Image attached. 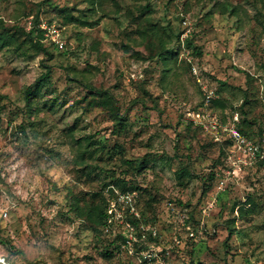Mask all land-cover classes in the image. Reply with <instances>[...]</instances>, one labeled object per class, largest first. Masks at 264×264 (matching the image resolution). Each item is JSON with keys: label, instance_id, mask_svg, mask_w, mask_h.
<instances>
[{"label": "rangeland", "instance_id": "rangeland-1", "mask_svg": "<svg viewBox=\"0 0 264 264\" xmlns=\"http://www.w3.org/2000/svg\"><path fill=\"white\" fill-rule=\"evenodd\" d=\"M147 17L182 41L193 38L202 54L182 44L166 72L158 44L138 31ZM1 34L14 36L10 45L0 41V254L7 262L147 264L141 237L123 247L131 232L120 220L100 232L87 217L93 208L109 214L117 202L128 218L134 205L143 219L155 197L161 221L148 226L170 248L172 264H264V168L245 169L224 189L205 186L223 153L186 115L212 93L228 113L248 111L253 129L264 127V0H0ZM78 139L107 146L80 163ZM115 144L122 148L108 152ZM112 171L144 192L120 200L125 191ZM212 195L206 228L194 222L189 236L169 202L181 208L182 201L202 219L199 207ZM249 195L256 209L241 216ZM113 239L121 247L107 258Z\"/></svg>", "mask_w": 264, "mask_h": 264}, {"label": "trees", "instance_id": "trees-1", "mask_svg": "<svg viewBox=\"0 0 264 264\" xmlns=\"http://www.w3.org/2000/svg\"><path fill=\"white\" fill-rule=\"evenodd\" d=\"M91 3H94L95 0H90ZM116 4H118V2L116 1ZM143 13L144 15L150 13L152 11V7L150 2L148 1V3H146L145 5H143ZM235 12V9L234 11ZM141 27L138 28V31L140 33H142L143 35H146V37H148L150 39V41L155 42L156 44H158V49L156 51V56H158V60L162 61L165 64V71H169L171 69L172 66V62L174 60L177 59L178 57V53H179V48L180 46L186 45V47L188 48H192L194 49L193 52H195L194 54L196 55H201L202 54V50L200 46L194 45L193 43V38L191 37H186L183 41L180 39V35H178L177 37H174L169 31L168 29H166V27L164 25L158 24L154 21H152V19H149L148 17L146 18V22H142L141 23ZM46 29H40V31L42 33L45 32ZM14 40V36L13 35H0V41H1V45L2 46H6V45H10L11 42ZM178 40L179 43H177L176 41ZM49 76V72L45 73L38 81L36 84L33 85V87H29L26 93L27 98L30 97V95L32 94L33 96L35 94L39 93V89L41 88V86L44 84V82H47L49 80L48 78ZM108 98V97H106ZM104 99L103 101H101L103 104L104 103H108L110 102V98L109 99ZM93 101H89V103H91ZM194 109H202L204 108V104H200L197 105L195 107H193ZM209 110L212 111V113L216 116V118L220 121V122H230L232 120V117L236 114L235 113H228L227 111H225V104L224 101H222L220 98H215L211 101V103L208 106ZM242 111H243V107ZM238 113V112H237ZM248 111H243V117L240 118V124L239 127L240 129L247 134L249 137H253V138H257L261 135L264 127L262 128H258V129H253L252 125L254 123V119L250 120V118L248 117ZM239 114V113H238ZM186 115L188 117L189 122L194 125L195 127H200L196 124H194L192 118L190 117L189 114H187L186 111ZM240 117V116H239ZM118 124L120 125V128L125 127L123 124V120L122 118L119 119ZM249 126V127H248ZM73 128L70 127L69 131L71 132ZM208 141H210V144H215L218 145L220 147V149L222 150L223 156L221 158L220 161H218L219 163L215 164L214 166H212L209 170V174H208V180L207 182L205 181V186L206 184H212V182L216 181L218 183V177L216 175V171L217 168L219 166H222L223 168H226L228 166H230L229 161L227 160V155L229 152V149L231 147L232 141L230 138H222L219 141H215L210 135H207ZM86 141H82L81 139H78V159L80 163H84L87 161V158H91L94 156V154H96L98 151L104 150L106 148L107 145H105V143L100 140V139H92V140H88L85 139ZM115 148H122L121 145H114V147L112 149H109L108 152L110 151H115ZM125 162L131 164L132 162L128 159H123ZM145 167L144 164L141 165V167L139 168H143ZM263 169L264 168V162L261 161H257L253 166L247 168L249 169V171H257L259 169ZM138 169V168H136ZM110 177L113 178V183L115 186H118V189H120L121 191H133V190H142L141 187L138 185V183L133 180V179H129L127 176H116L115 175V171H112V174L110 175ZM109 183H104L105 186H108ZM111 193L114 192V189L110 188ZM144 192V191H143ZM155 200V197H150V199H147L146 203L148 205V209H149V213L148 215L144 214L143 219H138L136 217H131L130 220L132 221V223L134 225H136L138 227V229H140V224L144 223L146 225H158V223L161 221V210L158 209V207H153V205H151L152 201ZM176 202V201H175ZM179 204V206H181V208L186 209L189 205H186L184 203H182V201H177ZM202 201H199L198 204H201ZM203 205V203L201 204ZM201 205L199 207V211H201ZM184 206V207H183ZM256 202L254 201V199L251 197V195H249L247 197V200L245 201L244 205H241L238 207V214H240L241 216L244 215H248L250 213H252L255 209H256ZM75 207V206H74ZM78 207L80 210L81 208L79 206ZM75 207V209H76ZM189 212V222H196L198 225L200 224V219H195L194 217V209L192 208ZM108 214L105 208H101V209H91L89 211V216L87 217L88 220H90L92 222L93 227L97 230L100 229V232H104L106 226L108 225V220H107ZM169 217H172L169 214ZM206 224V223H205ZM203 227L206 228V225H204ZM215 232V231H214ZM141 232L138 231V234H140ZM107 234H110L107 233ZM111 235V234H110ZM123 240L125 239V235H122ZM122 240V241H123ZM108 247L105 248V250L103 251V255L107 258H111L114 256V250L115 249H119L120 250V245L116 244L114 239L108 241L107 243ZM138 264V263H137ZM188 264H206L202 261H192ZM207 264H213V263H207Z\"/></svg>", "mask_w": 264, "mask_h": 264}, {"label": "built area", "instance_id": "built-area-1", "mask_svg": "<svg viewBox=\"0 0 264 264\" xmlns=\"http://www.w3.org/2000/svg\"><path fill=\"white\" fill-rule=\"evenodd\" d=\"M51 30V29H49ZM53 31H56L54 28ZM55 40L57 38L54 37ZM215 95L212 93L207 94V98L202 109L189 110L188 114L192 118L193 122L198 125H202L207 134H209L215 141H219L222 138H230L232 141L229 149L227 160L230 166L223 168L219 166L216 171L218 177L219 187L224 189L225 186L232 181L239 179L243 171L253 166L257 161L264 162V129L261 135L257 138L249 137L239 127L240 117L235 114L230 122H220L216 116L209 110L208 106L211 99ZM210 201H207L201 206L202 219H200V227L205 225V219L211 211L214 209L216 204V196L212 195ZM132 193L130 191L120 194V200L132 201ZM169 212L175 216L180 223L188 230L189 236H196L194 230V222H189V212L178 207L174 202H169ZM107 217L108 225L106 230L109 229L111 223L115 220H120L124 225V228H128L131 232V236L127 237L123 243V247L130 246L134 242V236L141 237L144 240V244L147 246L141 250V256L147 264H172L171 262V250L167 247H161V239L156 226H148L144 223L140 224V229L132 223L130 218L126 216L121 210L119 204L116 202L112 205L109 210ZM130 214L132 217L141 219V212L134 206L130 207ZM114 220V221H113ZM138 231L141 233L138 234ZM138 239L135 241L137 242ZM0 264H10L0 254Z\"/></svg>", "mask_w": 264, "mask_h": 264}]
</instances>
